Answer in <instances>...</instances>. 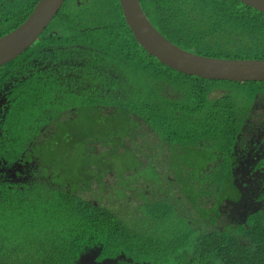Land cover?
Here are the masks:
<instances>
[{
	"label": "trees",
	"instance_id": "obj_1",
	"mask_svg": "<svg viewBox=\"0 0 264 264\" xmlns=\"http://www.w3.org/2000/svg\"><path fill=\"white\" fill-rule=\"evenodd\" d=\"M36 1H6L17 19L2 31ZM139 2L186 50L264 58V12L240 0ZM4 67L22 76L6 151L31 161L35 175L0 185V264H73L92 246L150 264H264V209L208 229L235 199L229 159L242 127L258 121L252 102L264 81L166 66L137 42L119 0H65ZM139 132L156 136L147 149ZM156 148L158 162L171 152V164L153 160ZM145 163L152 178L140 182Z\"/></svg>",
	"mask_w": 264,
	"mask_h": 264
},
{
	"label": "flooded vegetation",
	"instance_id": "obj_2",
	"mask_svg": "<svg viewBox=\"0 0 264 264\" xmlns=\"http://www.w3.org/2000/svg\"><path fill=\"white\" fill-rule=\"evenodd\" d=\"M6 1L14 0H0V9L6 10L5 13L0 14V37L5 35L9 31L3 32L2 30L14 22L17 19V15L14 12L8 11L5 7ZM38 1V0H37ZM36 1V2H37ZM35 2V4H36ZM34 4V5H35ZM34 7V6H33ZM33 9V8H32ZM32 11V10H31ZM30 14V13H29ZM28 14V15H29ZM18 26V25H17ZM16 26V27H17ZM15 27V28H16ZM7 63V62H6ZM5 63L0 65V185H9L13 183L27 182L34 178L35 172H31V161H26L14 154H7V144L9 145L6 132L9 126V116L13 104L17 100L19 88L17 82L22 77L19 73L13 74L10 68L4 67ZM4 68V70H3ZM264 94H256L255 99L252 102V106L255 107L254 112L259 116L258 121L252 120L249 124H246L239 131L237 140L234 144L232 151V157L229 159L230 163L234 165V184L236 185L237 193L235 199H225V203L230 204L231 207L240 206L242 211L227 210L231 212L232 220L236 217H240L241 221L236 223H243L246 221L248 215L262 210L261 205V193L264 192ZM255 131L257 134L254 138H242L241 136L245 132ZM240 138V142L238 140ZM4 150V151H1ZM21 166L23 170L20 171ZM12 174V176H11ZM20 175V179L18 176ZM11 176V178H9ZM13 177L17 178L13 180ZM24 177V179H22ZM256 203L258 206L255 207ZM243 206V207H242ZM247 209V210H246ZM225 211V212H226ZM221 224L224 222L219 220ZM218 223V222H217ZM217 223L211 224L216 225ZM221 227V225H220ZM92 248H97L92 249ZM101 247H83L79 251L78 255L74 259L73 264H118L121 261H125L129 264H150L145 259L136 260L132 256H126L124 253H115L112 255H102L100 252ZM86 252V254L84 253ZM124 262V263H125Z\"/></svg>",
	"mask_w": 264,
	"mask_h": 264
},
{
	"label": "water",
	"instance_id": "obj_3",
	"mask_svg": "<svg viewBox=\"0 0 264 264\" xmlns=\"http://www.w3.org/2000/svg\"><path fill=\"white\" fill-rule=\"evenodd\" d=\"M65 0H38L16 28L0 37V65L33 44ZM264 12V0H240ZM123 16L137 42L161 63L206 79L264 81V58H224L186 50L160 33L145 15L139 0H119Z\"/></svg>",
	"mask_w": 264,
	"mask_h": 264
},
{
	"label": "rangeland",
	"instance_id": "obj_4",
	"mask_svg": "<svg viewBox=\"0 0 264 264\" xmlns=\"http://www.w3.org/2000/svg\"><path fill=\"white\" fill-rule=\"evenodd\" d=\"M214 93H216V94H219L218 92H214ZM264 98V97H263ZM263 102H264V99H263ZM140 133V136L139 137H141V135L143 134V138L145 139V142L142 144V147L143 148H145V149H147V147L149 146V143L151 142V141H155V135L154 134H149V135H145L144 133H142V132H139ZM257 133L253 130L252 132H245L242 136H241V139L242 138H244V139H246V138H249V137H251V138H254L255 137V135H256ZM135 140H140V141H138V142H140V143H142L143 141L140 139V138H136ZM240 142V138H239V140H238V143ZM126 144L127 145H129V142H128V140H126ZM157 148L154 150V152H153V155H152V158H153V160L156 162V163H159L160 165V167H164V164H171V158H170V154H171V152L170 151H168V153L166 154V161L164 160V159H162V162H158L157 161ZM146 153H147V155H149L150 153L148 152V151H146ZM178 157V156H177ZM152 158H150L151 160H152ZM164 158V157H163ZM179 158V157H178ZM148 163H145L144 165H142V166H140L139 167V169H141V171H144V175L142 174H140V172H139V175H140V177H139V181L140 182H142L143 180H147L148 178H152V176L150 175L151 173H149L147 170H146V167L148 168ZM23 170V166H21V168H20V171H22ZM159 170V169H158ZM145 175H147V176H145ZM11 176H12V174H11ZM11 176L9 177V178H11ZM110 174H108L107 175V179L109 180V178H110ZM18 178L20 179V175L18 176ZM162 177H160V179H161ZM14 179H17V178H15V177H13V180ZM22 179H24V177L22 178ZM107 183H108V181H107ZM173 188H175L176 189V187H173ZM115 188H113V190H114ZM162 189H163V187H162ZM176 192H178V189H176ZM77 195H79V196H81L82 197V195L78 192L77 193ZM212 198L213 197H209L208 198V203H210V204H212ZM258 206V203H256V205H255V207H257ZM243 207V206H242ZM260 208L263 210L264 209V199H261V205H260ZM225 209H227V210H235V211H239V212H241L242 211V208L240 207V206H234V207H231V205L230 204H228L227 205V203H225V204H222L221 206H220V210H221V215H220V220L221 221H223L224 223H236L237 221H241V219H240V217H236L235 219H233L232 220V214H231V212H227ZM247 210V209H246ZM226 211V212H225ZM220 225H221V223L220 222H218L216 225H209L208 226V229H213V228H221L220 227ZM99 248V247H98ZM92 249H96V250H98L97 248H92ZM85 254H86V252H84ZM78 260H77V264H78Z\"/></svg>",
	"mask_w": 264,
	"mask_h": 264
}]
</instances>
